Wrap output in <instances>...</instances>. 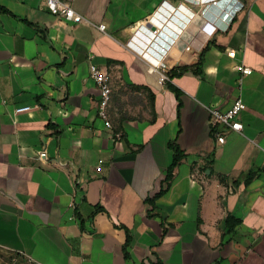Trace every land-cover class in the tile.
Here are the masks:
<instances>
[{
	"label": "crops",
	"instance_id": "0c3cea01",
	"mask_svg": "<svg viewBox=\"0 0 264 264\" xmlns=\"http://www.w3.org/2000/svg\"><path fill=\"white\" fill-rule=\"evenodd\" d=\"M60 1L83 21L0 0V264H264V0H236L230 20L216 5L233 0ZM168 30L176 66L201 72L170 80L179 126L145 40ZM90 65L110 77L120 141L97 116ZM237 99L242 131L222 130L220 145L208 109ZM174 138L185 158L151 210ZM228 215L240 221L231 234Z\"/></svg>",
	"mask_w": 264,
	"mask_h": 264
},
{
	"label": "built area",
	"instance_id": "2783aa9c",
	"mask_svg": "<svg viewBox=\"0 0 264 264\" xmlns=\"http://www.w3.org/2000/svg\"><path fill=\"white\" fill-rule=\"evenodd\" d=\"M43 1L49 12L54 16L62 18L63 21L68 22L70 24H77L83 21V18L77 13H75V11L68 4L63 3L60 0ZM231 3L233 4V12L229 17L225 16V18L227 17L226 20L231 19V17L234 15L235 9L240 10L243 7V4L236 0L231 1ZM206 26L208 27V34L215 29L214 25H211V23H207ZM97 28L100 32H104L105 26L98 25ZM169 46L170 45H167V47H163L161 50L156 48L157 51H155V57L153 58V61H150L152 64L149 65L150 71L157 74V81L160 85H164L165 82L168 81V72L177 67L175 64L176 60L185 62V60H183L179 55L178 57H171L168 52ZM186 49H188V47ZM227 55L233 58L235 56V52H228ZM242 73L245 75H250L251 70L249 68H243ZM89 75L99 91L97 116L103 122L105 129L114 132V140L120 141L122 139V134L116 130L114 131L109 113L111 102L110 77L105 71L99 69L95 65H90ZM245 108L246 106L242 102V100L237 99L225 112H220L216 109H208V112L211 117V125L215 129L214 135L218 144L222 145L225 142V136L222 130L230 132L242 131V125L238 121V118L241 112L245 110ZM30 109V107H19L15 109V113L18 114L22 112H28L30 111ZM14 263L15 259L13 258L5 262L4 264Z\"/></svg>",
	"mask_w": 264,
	"mask_h": 264
},
{
	"label": "trees",
	"instance_id": "16d2710c",
	"mask_svg": "<svg viewBox=\"0 0 264 264\" xmlns=\"http://www.w3.org/2000/svg\"><path fill=\"white\" fill-rule=\"evenodd\" d=\"M0 11L4 12L5 10H0ZM207 45L203 48L202 52L200 53V56L206 50ZM200 61H201V57H200ZM189 68H192V64H190L189 67L186 65L175 67L173 70L168 72V81L165 82V84H164L166 89H168L169 91H171L175 94L176 100L178 101L177 102V119H178L177 124H178V126H179V111H180V107H181V104L179 101V91L171 84L170 80L175 76H179V75L187 73V72H190L195 76H199L201 74L200 71H198V70L193 71V70H190ZM187 70H189V71H187ZM133 89H142V88L141 87H134ZM152 102H153V96L151 95V104H152ZM167 146H168V149L172 152V162L165 171V175H164V178L162 180V186L157 193H155L151 197H148L144 200V203L149 205L151 207V210L154 209L155 202L160 197H162L167 192L169 187L171 186V183L173 180L174 170L179 166L181 161L185 158V154L179 148V146L176 144L175 138L172 139L170 142H168ZM256 175H257V171L247 172V174L244 176L243 181H242L243 185H248L255 178ZM219 180L221 182H223L225 180V178L219 177ZM233 184L239 185V184H237L236 181ZM98 211H101V208L96 207L93 214H95ZM239 222H240L239 220L228 215L226 217V220H225V226L227 229V233L231 234L233 232L234 228L236 227V225L239 224ZM126 234H127V238H126V245H127L129 243L130 239H129V234L127 231H126Z\"/></svg>",
	"mask_w": 264,
	"mask_h": 264
},
{
	"label": "bare ground",
	"instance_id": "6f19581e",
	"mask_svg": "<svg viewBox=\"0 0 264 264\" xmlns=\"http://www.w3.org/2000/svg\"><path fill=\"white\" fill-rule=\"evenodd\" d=\"M226 5V6H224V7H222L223 5ZM224 4H218V5H216V10H218L219 11V14L221 15V17L223 16L224 17V19L226 20V18L227 17H229L231 14H232V12H233V8H232V6H233V4H232V6H231V2L230 3H224ZM190 16V15H189ZM225 16H227L226 18H225ZM217 20H218V17L217 18H215V16H214V19H213V21H215L216 23H217ZM169 31V30H168ZM161 35H162V37H163V40H166L165 42H162V40H160V38L158 39V42H159V44H154L152 41H154L153 39L151 40V42L153 43V46H154V48H157V49H159V50H161L163 47H167V45L169 44L168 42H170V41H172V38H174L175 37V30L174 31H169V34H163V33H161V32H159ZM151 36H149L148 38H146L145 37V40L147 41H149L150 40V37H153L152 36V34H150ZM164 36H166V37H164ZM143 39V38H142ZM144 40V39H143ZM144 40V41H145ZM168 43V44H167ZM161 44V45H160ZM154 48H148L150 51H153V54H154V52H155V50H154ZM155 55V54H154Z\"/></svg>",
	"mask_w": 264,
	"mask_h": 264
},
{
	"label": "water",
	"instance_id": "95a60500",
	"mask_svg": "<svg viewBox=\"0 0 264 264\" xmlns=\"http://www.w3.org/2000/svg\"><path fill=\"white\" fill-rule=\"evenodd\" d=\"M154 29V28H153ZM153 31H155V30H153ZM159 38H163L162 37V35L160 34V33H158V35H154L153 37H152V39L154 40V42L155 43H157V44H159V42H158V39ZM161 45V44H160ZM193 51L192 50H190V53H192Z\"/></svg>",
	"mask_w": 264,
	"mask_h": 264
},
{
	"label": "rangeland",
	"instance_id": "374dc122",
	"mask_svg": "<svg viewBox=\"0 0 264 264\" xmlns=\"http://www.w3.org/2000/svg\"><path fill=\"white\" fill-rule=\"evenodd\" d=\"M224 6H226V5H223L222 7H224Z\"/></svg>",
	"mask_w": 264,
	"mask_h": 264
}]
</instances>
